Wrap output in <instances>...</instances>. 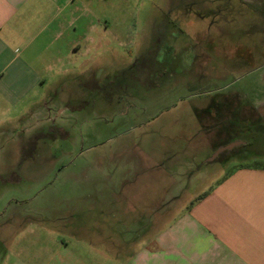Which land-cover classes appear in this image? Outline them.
Instances as JSON below:
<instances>
[{
  "label": "rangeland",
  "instance_id": "374dc122",
  "mask_svg": "<svg viewBox=\"0 0 264 264\" xmlns=\"http://www.w3.org/2000/svg\"><path fill=\"white\" fill-rule=\"evenodd\" d=\"M109 2L114 6L105 12L118 20L121 37L111 40L113 54L100 56L101 86H75L66 98L68 78L59 75L55 123L35 127L38 120L26 115L0 126L6 129L0 130V226L21 223L27 234L52 228L54 238L85 255L98 253L78 239L98 240L100 207L129 222L121 190L139 186L158 164L215 172L195 178L186 199L168 204L175 206L208 191L234 166L264 162L258 136H246V150L211 163L204 162L211 153L207 135L192 142L196 130H264V0ZM179 130L189 132L187 140ZM183 141L192 142L184 151ZM202 145L207 150L199 153ZM151 194L159 199L160 189ZM137 204L142 209L144 199Z\"/></svg>",
  "mask_w": 264,
  "mask_h": 264
},
{
  "label": "crops",
  "instance_id": "0c3cea01",
  "mask_svg": "<svg viewBox=\"0 0 264 264\" xmlns=\"http://www.w3.org/2000/svg\"><path fill=\"white\" fill-rule=\"evenodd\" d=\"M113 6L109 0H0V126L26 115L38 120L35 127L55 123L59 75L68 78L62 92L66 98L75 86H101L105 67L100 56L113 54L111 40L121 37L118 20L105 12ZM196 132L192 142L205 134L209 137L204 141L211 142L205 163L225 149L231 150L229 155L246 150V136L264 141V130ZM187 134L177 133L183 139ZM192 142L184 143L182 151ZM205 150L202 145L198 151ZM157 166L159 171L135 182L139 186L121 190L129 222H122L126 215L110 218L101 206L98 240L78 239L97 254H82L71 241L54 238L52 228L27 234L21 223L6 224L0 226V264H264V167L241 163L205 193L187 196L189 203L170 206L171 200L186 199L195 178L212 172L200 164L188 166L192 170L180 163ZM156 188L159 199L151 194ZM138 198L145 206L137 210ZM158 200L165 205L157 207ZM154 211H160L156 222ZM108 228L112 232L105 234ZM100 240L106 243L104 249Z\"/></svg>",
  "mask_w": 264,
  "mask_h": 264
},
{
  "label": "trees",
  "instance_id": "16d2710c",
  "mask_svg": "<svg viewBox=\"0 0 264 264\" xmlns=\"http://www.w3.org/2000/svg\"><path fill=\"white\" fill-rule=\"evenodd\" d=\"M246 166H256V167H264V162L262 161H256L255 163H246Z\"/></svg>",
  "mask_w": 264,
  "mask_h": 264
},
{
  "label": "flooded vegetation",
  "instance_id": "af4514ba",
  "mask_svg": "<svg viewBox=\"0 0 264 264\" xmlns=\"http://www.w3.org/2000/svg\"><path fill=\"white\" fill-rule=\"evenodd\" d=\"M230 151H231L230 149H225V150L221 151V152L219 153L218 156H221V155L227 154V153L230 152Z\"/></svg>",
  "mask_w": 264,
  "mask_h": 264
}]
</instances>
